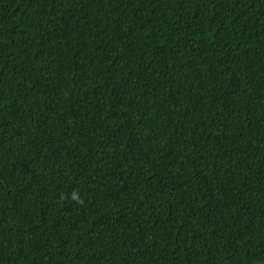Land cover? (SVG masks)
Returning a JSON list of instances; mask_svg holds the SVG:
<instances>
[{
    "label": "trees",
    "instance_id": "obj_1",
    "mask_svg": "<svg viewBox=\"0 0 264 264\" xmlns=\"http://www.w3.org/2000/svg\"><path fill=\"white\" fill-rule=\"evenodd\" d=\"M0 264H264V0H0Z\"/></svg>",
    "mask_w": 264,
    "mask_h": 264
}]
</instances>
